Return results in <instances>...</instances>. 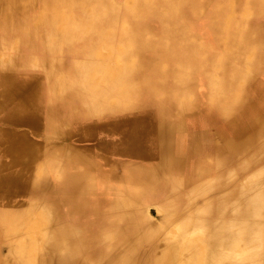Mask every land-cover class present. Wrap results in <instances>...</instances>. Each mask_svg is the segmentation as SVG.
<instances>
[{"label":"bare ground","instance_id":"6f19581e","mask_svg":"<svg viewBox=\"0 0 264 264\" xmlns=\"http://www.w3.org/2000/svg\"><path fill=\"white\" fill-rule=\"evenodd\" d=\"M0 264H264V0H0Z\"/></svg>","mask_w":264,"mask_h":264},{"label":"rangeland","instance_id":"374dc122","mask_svg":"<svg viewBox=\"0 0 264 264\" xmlns=\"http://www.w3.org/2000/svg\"><path fill=\"white\" fill-rule=\"evenodd\" d=\"M120 1L123 2L124 0H120ZM256 21H257V19H255L254 22H256ZM154 211H155V212H154ZM154 211H153L152 216L156 218V217L158 216V211H157V209H155V208H154ZM154 213H155V214H154Z\"/></svg>","mask_w":264,"mask_h":264}]
</instances>
